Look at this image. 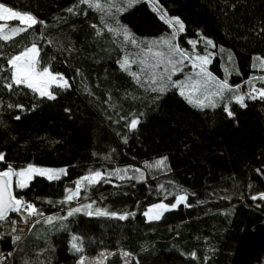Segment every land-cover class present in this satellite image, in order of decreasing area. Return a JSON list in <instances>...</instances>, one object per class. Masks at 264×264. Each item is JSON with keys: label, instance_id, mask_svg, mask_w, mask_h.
Returning <instances> with one entry per match:
<instances>
[{"label": "trees", "instance_id": "trees-1", "mask_svg": "<svg viewBox=\"0 0 264 264\" xmlns=\"http://www.w3.org/2000/svg\"><path fill=\"white\" fill-rule=\"evenodd\" d=\"M0 2L43 22L8 41L0 39V68L10 72L6 61L11 55L47 42L40 56L51 58L71 85L24 113L8 110L6 93L0 92V170L30 164L66 170L57 180L34 175L23 189L15 182L16 194L41 214L19 212L31 221L22 234L15 224L5 231L16 213L0 223V264H78L81 257L104 252L106 264H124L126 258L128 264H264V200L251 198L264 193V100L246 96L242 107L229 102L228 93L218 107L201 110L171 82L163 95L152 92L148 80L153 72L170 75L162 63L153 68L161 59L152 51L161 50L154 37L171 31L153 11V0L131 7L127 0H100L103 11L79 0ZM158 2L167 17L184 23L175 39L180 47L198 41L204 48L206 40L213 42L207 69L214 77L239 85L236 94L264 87L259 79L264 77V0ZM74 6V12L67 11ZM0 23L20 26L19 20ZM120 25L129 29L135 44L109 31ZM125 58L135 61L130 71L140 73L141 83L121 69L119 61ZM134 118L140 123L130 129ZM163 157L166 167L146 166ZM97 169L104 180L66 202L76 181ZM117 169L122 171L113 174ZM182 194L186 202L161 219L144 215L152 205H171ZM88 204L92 210L134 215L125 220L84 211L67 216L70 209ZM49 216L67 219L48 224ZM16 236L21 239L14 241ZM74 242L81 251L73 249Z\"/></svg>", "mask_w": 264, "mask_h": 264}, {"label": "snow or ice", "instance_id": "snow-or-ice-1", "mask_svg": "<svg viewBox=\"0 0 264 264\" xmlns=\"http://www.w3.org/2000/svg\"><path fill=\"white\" fill-rule=\"evenodd\" d=\"M138 2L139 0H127V5L128 7H131L133 4ZM79 3L85 4L89 8H95L97 10L103 11V5L100 3V0H79ZM75 8L76 6L69 8L67 11L74 12ZM123 10L124 9H118V11ZM153 11L158 12L160 14V19L164 20L168 25L172 26L173 28H177L178 26L179 32H183L185 30L184 23L180 20L179 17L166 18L167 12L165 9H163L162 6L159 5L158 0H153ZM13 20H19L20 26L9 27L5 23H0V39L8 41L12 38V36L28 31L37 23H43L42 21H38L36 17L30 13L15 11L12 7H8L5 3L0 2V21L7 22ZM5 29H7V32H5ZM109 31L114 33L119 32L123 35L125 40H130V42L133 44L136 43V40L132 39V34L126 26L120 25L118 29H112L111 27H109ZM174 35L175 32L173 33V36ZM163 43L169 45L170 57L177 55L180 57V59L176 60L175 63L171 58H169V60L167 61L168 64L172 65L173 69L182 70L176 69V65L182 63L185 59H192V56L186 50L171 45V41L164 40ZM190 43L194 44L195 42L190 41ZM206 44L213 45V42L211 40H206ZM149 51H151V49H149ZM39 53L40 49L37 47L36 43H32L31 47H26L18 54L11 55L6 61L11 70L10 82H8L5 87L9 90H12L14 86H24L27 89L31 90L33 93H38L41 98L54 100L56 99V96L51 90L53 85H55L57 88L63 89H66L71 85L69 84L68 80L64 78L63 74L52 72L50 66H44L41 68ZM0 55H3V53L0 52ZM155 55L157 57H161L159 62L153 65V68H158L160 63H164L162 59L164 53L156 52ZM195 60L199 61V64H193V68L199 67L198 76H200L201 79L192 86L185 89L181 86V83L179 81L173 82L170 75L165 77L163 73L157 75L155 72H153L148 80L149 89L152 92L163 95L168 90V83L171 82L173 87H181L180 94L182 96H185L189 104H192L194 107H197L201 110L205 108L218 107V101L225 100L226 94L228 93L232 94L227 97L229 102L235 101L242 107L246 106V96L252 100H255L257 98L264 100V87H261L259 89L253 87L252 91L249 93L236 94V91L240 87L239 85L235 86L234 88L228 83V80L226 78L220 80L219 78L214 77L204 67V65L210 62L207 55H197L195 57ZM130 63H135V61H129L128 58L119 61L121 69L124 71H129L130 75H132L133 78L137 80V83H141L140 73L131 72L129 67ZM261 63L262 65H264V61H262ZM2 71L3 68H0V72ZM141 71H143V69ZM167 71L168 69L165 68V72ZM259 79L264 80V77H260ZM248 83H251V81H249ZM153 85L155 86L153 87ZM141 86H143V84ZM253 92L255 93V95L252 94ZM9 107H12V105H9ZM16 107L23 108V105H16ZM224 110L229 116L233 115L228 104L224 105ZM19 118V116L16 117V119ZM139 123V118L132 119L129 124L130 129H135ZM0 161H4V153H0ZM166 161L167 157H163L156 160L154 163L147 164L146 166L149 168H164L166 167ZM120 171L122 170L117 169L113 174H118ZM123 171L126 172L127 170L125 169ZM135 171L139 172L140 169H136ZM64 174H66L65 169H43L37 168L31 164L26 168H21L19 170H16L11 165H9L7 170L0 171V221L6 220L9 212H20L22 209L23 211L27 212L29 216L41 214L39 213L38 209H36L34 204L25 202L22 197L20 199H17L9 190L12 177L18 178L16 181L17 187L23 189L28 187L26 181L30 180L33 175L45 176L48 180H57L61 175ZM120 178L123 179L124 177L121 176ZM143 178L144 177L141 174L139 179ZM131 179H136V177H131ZM101 180H104V173L101 170H89V172L85 176L76 181V187L74 190H68V195L65 197V201L70 203L73 199L78 198L82 187H89L101 182ZM161 187H163V185H161ZM251 198L253 200H264V193H260L258 196H252ZM186 200V194L177 195L175 197V203L171 205L165 204L163 202L154 204L144 213V215L149 220H159L161 219L164 212L176 208L180 203L186 202ZM81 211H84L88 216H110L119 220H125L129 216L134 215V213L129 212L118 214L117 212H109L100 208L92 210V205L88 204L70 209L67 213V216H72ZM65 219H67V217L49 216L46 218V223L52 224L54 221H63ZM61 227H64V225L61 224ZM20 239L21 238L19 236L14 237V241H18ZM75 239L77 238H74V240ZM72 247L77 252L82 250L75 242L73 243ZM191 255L195 257V253H192ZM80 264H84L83 257H81Z\"/></svg>", "mask_w": 264, "mask_h": 264}, {"label": "rangeland", "instance_id": "rangeland-1", "mask_svg": "<svg viewBox=\"0 0 264 264\" xmlns=\"http://www.w3.org/2000/svg\"><path fill=\"white\" fill-rule=\"evenodd\" d=\"M14 10L19 11L16 9H14ZM20 12H23V11H20ZM172 17H175V16H172ZM172 17H167V18H172ZM5 32H7V29H5ZM174 32H175V35L173 36ZM178 32L179 31L177 30V28H173L171 26V31L169 33H167L166 35H164L162 37H154V39H156V41H155L156 45L161 46L160 47L161 50L153 47L152 51L164 53L165 59L162 58L164 61V63H162L163 67L168 69L167 72H169V74L172 77V80L174 82L179 81L181 83V86L184 87L185 89H187L188 87L192 86L198 80L201 79V77L198 76L199 67L193 68V66H192L191 68L184 69V70L183 69L182 70L173 69L172 65L168 64L167 61L169 60V58H171L173 60V62L175 63V61H176L175 59H177V58L180 59V58L178 55L176 56L177 58L174 57V59H173V56L170 57L169 45L164 44L163 41L169 40V41H171V45L176 46L180 49L186 50L192 56V59L191 60L185 59V60H183V62L192 63V65L193 64H199V61L195 60V57L197 55H201V56L207 55L209 57V61L211 62L212 55L214 54V52L211 50L213 45H206L204 48H201V47L197 46L198 41H193L195 43L194 44L191 43L192 44L191 48L180 47V45H178L175 42V39H176ZM37 47L40 49V52H41L42 50H46L49 47V44L47 42H44L41 45H37ZM39 57H40L41 68L44 66H50V69L52 72L58 73L54 69V67L51 65V58H49L48 56H45V55L40 56V53H39ZM210 62L207 63L206 65H204V67L206 69L208 68V65L210 64ZM176 69H181V67L176 66ZM207 71H208V69H207ZM10 76H11V71L8 72V71L3 70L2 72H0V92L6 93L7 109L8 110L13 111L15 113H24V112L28 111L29 109L34 108L36 104L47 99V98H41L38 93H33L31 90L27 89L24 86H20V87L14 86L12 90L7 89L5 87V85L8 82H10ZM178 88L181 91V87H178ZM51 90L53 91L54 94H57V93L63 91L64 89L63 88H57L55 85H53ZM9 105H12V107H9ZM16 105H23V108L16 107ZM33 166H35L37 168H43V169H62V168H51V167L38 166V165H33ZM17 179L18 178L16 177V181H17ZM30 180H27L26 183L28 184ZM82 188H81V190H82ZM14 224H15L17 232L19 234H22V233H25L26 231H28V229L31 226V221L29 219L23 217V215L18 212L11 217L9 223L5 227V231L6 232L9 231L10 227ZM107 254H108L107 252H104L100 256L95 257V258H83L84 264H106L105 261H106ZM128 263H129V258H126L124 264H128ZM78 264H80V262H78Z\"/></svg>", "mask_w": 264, "mask_h": 264}, {"label": "water", "instance_id": "water-1", "mask_svg": "<svg viewBox=\"0 0 264 264\" xmlns=\"http://www.w3.org/2000/svg\"><path fill=\"white\" fill-rule=\"evenodd\" d=\"M7 170V169H5ZM5 170H0V171H5ZM15 182H16V177H12V180H11V184H10V187H9V190L13 193V195L17 198V199H20L21 197H19L16 192H15ZM24 200V199H23ZM15 213H18V212H9L8 215H7V219L11 217L12 214H15ZM6 219V220H7ZM6 220L4 221H0L1 222H5Z\"/></svg>", "mask_w": 264, "mask_h": 264}]
</instances>
